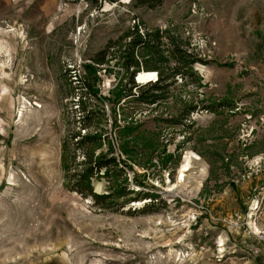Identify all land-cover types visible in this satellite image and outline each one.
<instances>
[{
	"label": "rangeland",
	"instance_id": "1",
	"mask_svg": "<svg viewBox=\"0 0 264 264\" xmlns=\"http://www.w3.org/2000/svg\"><path fill=\"white\" fill-rule=\"evenodd\" d=\"M135 25L164 32L198 61L158 105L122 100L117 127L108 102L88 100L90 132L107 136L95 154L110 143L131 166L133 192L116 202H134L100 209L71 190L62 145L84 132L82 65ZM109 59L111 72H98L104 96L128 80ZM139 71V83L153 76ZM190 106L182 125L165 122ZM68 150L79 164L82 152ZM187 173L202 178L200 190L173 195ZM110 182L93 179L94 192L109 194ZM137 191L159 197L133 199ZM250 216L264 234V0H164L155 9L133 0H0V264H264Z\"/></svg>",
	"mask_w": 264,
	"mask_h": 264
},
{
	"label": "trees",
	"instance_id": "2",
	"mask_svg": "<svg viewBox=\"0 0 264 264\" xmlns=\"http://www.w3.org/2000/svg\"><path fill=\"white\" fill-rule=\"evenodd\" d=\"M92 5H99L100 2L114 3L116 0H85ZM164 0H133L134 7H145L146 9H155L163 3ZM135 22V21H134ZM128 39L124 45H120L121 41H110L100 52L91 59L92 63H84L82 65L83 76L79 75L81 82L82 94L77 95V109H79V120L83 134L75 132L70 134L67 140L63 142L61 154V166L65 172V178L71 186V190L82 198H90L95 206L100 209L111 208V206L123 207L128 204L127 200L122 204L117 203V199L125 197L133 192L128 185L127 171L131 170V166L123 159L113 155V145L108 143V153L99 152L95 154V150L99 149L102 141L105 140V132L103 129L94 128L93 113L89 109L87 102L89 99L108 102L114 116L113 125L117 127L115 119V106L122 100L134 101L137 104L145 106H156L167 99L168 90L177 83V80L186 79V71L189 67L197 62V58L186 50L179 48L174 38L165 36L164 32L156 30L154 33L145 30L140 31L139 26H132L124 34L123 38ZM106 57H110V61L115 59L114 66L121 68L123 73L128 75L127 86H119L120 80L109 91V96H104L99 89L100 72H111L109 62ZM106 66L107 68H100ZM140 68L146 72L152 73L146 83H135L134 79ZM155 71L157 74H155ZM77 80V78H76ZM150 81V82H149ZM133 88L139 92H132ZM223 103L218 102L216 107L220 108ZM213 107V106H212ZM205 110L214 111L213 108L205 107ZM196 110L194 106H190L188 110L180 113L176 117H171L165 122L170 126L182 125L190 115ZM131 121V119H130ZM129 124V122H128ZM124 134L128 135L134 129L132 126H123L118 128ZM74 141V142H73ZM72 145L74 151L79 150L83 154L82 161L77 164L74 152L69 153V147ZM125 152V150H123ZM111 155L110 157H108ZM100 173H102L100 175ZM104 176L111 179L109 194H97L92 187V180L100 179ZM135 176V174H134ZM136 177H134L135 179ZM136 185L144 187L143 182H137ZM136 198L133 199H150L157 200L159 196L136 192ZM117 209V208H116ZM148 208H144L142 212H146ZM135 211V210H134ZM133 211V212H134Z\"/></svg>",
	"mask_w": 264,
	"mask_h": 264
},
{
	"label": "bare ground",
	"instance_id": "3",
	"mask_svg": "<svg viewBox=\"0 0 264 264\" xmlns=\"http://www.w3.org/2000/svg\"><path fill=\"white\" fill-rule=\"evenodd\" d=\"M10 38H11V35L8 36V39H10ZM4 44H6V45H4V47L6 48V52L7 53L12 52L11 40H9L7 42L5 40ZM140 75H141L139 77L140 79L145 78V74L144 73L143 74L141 73ZM24 109H25V107H22L20 109L19 114H18V121H20L23 118V115L25 113ZM190 175L192 176V178H191ZM201 181H202L201 177H197V176L193 175L192 173H187L186 174V178L183 179L182 181H180L178 183L177 187H175L176 189L174 190L173 195H181L183 197L193 196L200 190ZM252 220H253V217L250 216V221H252ZM249 225H250V228L252 230V233H254V234H258L259 233V230L256 229L257 227H256V224H255L254 221H252V223L249 224ZM222 246H223V244L220 245V247H222Z\"/></svg>",
	"mask_w": 264,
	"mask_h": 264
},
{
	"label": "built area",
	"instance_id": "4",
	"mask_svg": "<svg viewBox=\"0 0 264 264\" xmlns=\"http://www.w3.org/2000/svg\"><path fill=\"white\" fill-rule=\"evenodd\" d=\"M252 234L255 235V237H257V238L261 239L262 241H264V236H263L264 234L263 233L259 232L258 234H254V233H252Z\"/></svg>",
	"mask_w": 264,
	"mask_h": 264
},
{
	"label": "crops",
	"instance_id": "5",
	"mask_svg": "<svg viewBox=\"0 0 264 264\" xmlns=\"http://www.w3.org/2000/svg\"><path fill=\"white\" fill-rule=\"evenodd\" d=\"M264 245V244H263ZM263 258H264V253H263Z\"/></svg>",
	"mask_w": 264,
	"mask_h": 264
},
{
	"label": "water",
	"instance_id": "6",
	"mask_svg": "<svg viewBox=\"0 0 264 264\" xmlns=\"http://www.w3.org/2000/svg\"><path fill=\"white\" fill-rule=\"evenodd\" d=\"M150 82V81H149Z\"/></svg>",
	"mask_w": 264,
	"mask_h": 264
}]
</instances>
